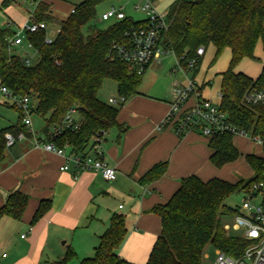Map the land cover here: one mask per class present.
Listing matches in <instances>:
<instances>
[{"label":"trees","instance_id":"1","mask_svg":"<svg viewBox=\"0 0 264 264\" xmlns=\"http://www.w3.org/2000/svg\"><path fill=\"white\" fill-rule=\"evenodd\" d=\"M112 0H82L64 21L48 15L49 6L40 2L33 19L36 22L57 24L56 38L47 42L46 31L28 34L36 63L26 65L24 59L11 52L9 39L15 33L0 26V86L14 97L36 99L33 111L45 121L43 134L47 142L60 149L70 148L72 154H84L95 135L105 136L114 129L122 133L126 127L118 122L119 107L98 99L105 83L113 82L120 97L126 101L139 94L143 74L134 65L114 54V47L127 44L126 33L132 28L145 26L147 21L127 17L115 21L105 30L92 25L97 7ZM12 0H5L2 8ZM167 30L162 33L160 45L175 54L187 69L188 60L197 58V50L213 46L216 59L225 50L231 51L230 66L220 74V109L228 121L252 136L264 137V105H252L246 94L264 89V60L259 76L252 78L235 68L243 60H255L259 41L264 44V0H175L166 14ZM87 27V35L84 28ZM198 63L194 71L197 69ZM201 91V88H199ZM78 110V128H63V121L72 108ZM20 113L18 123L0 131V162L6 151V134L30 136ZM214 152L213 165L221 169L236 162L240 153L234 146V137L215 134L209 139ZM246 161L254 178L246 184L213 178L208 182L196 176L189 177L164 205L153 212L162 220V230L147 264H202L208 247L239 257L248 246L241 236H232L224 230L222 219L235 215L237 207L226 205L227 199L240 190L247 191L255 183L264 182V158L247 155ZM167 164L154 166L141 180L152 183L166 172ZM28 198L13 193L0 207L3 218L20 221L27 208ZM51 208L45 201L36 211L35 225ZM127 228L122 215H113L108 230L100 237L94 255L79 264H133L119 256L126 239ZM77 258L68 248L63 259L52 264H70Z\"/></svg>","mask_w":264,"mask_h":264},{"label":"crops","instance_id":"2","mask_svg":"<svg viewBox=\"0 0 264 264\" xmlns=\"http://www.w3.org/2000/svg\"><path fill=\"white\" fill-rule=\"evenodd\" d=\"M4 1L0 0V11L10 22L0 20V26L17 34L14 25L21 30L29 23L26 18L16 14V0L2 8ZM54 1L40 2L49 6L48 15L58 21L66 20L73 12L74 5L68 9L67 16L59 20L53 14ZM34 12L30 14L32 23L35 21ZM13 48L19 47L11 48L13 54L19 55ZM26 56L29 57L27 52L22 58ZM34 57L36 59L35 52ZM161 58L147 70L163 69ZM172 72L181 73L174 70ZM197 72L198 69L194 71L193 80ZM182 75L186 77L185 82L176 81L166 89H157L155 86L145 91L139 88L138 95L119 107L117 119L126 130L124 133L118 129L111 130L101 143L104 161L117 172V178L113 182L106 181L98 172H83L75 177L72 171H61L66 158L42 148L47 139L43 133L35 131L36 126L31 120V135H23L13 146L6 147L5 156L0 162V207L15 192L28 198L27 208L20 221L3 218L0 222V264H52L63 259L68 248L73 249L77 257L82 253L94 254L113 215L124 216L127 228L119 256L133 264H147L162 230V220L153 209L168 203L183 180L196 176L204 182L218 178L236 183L224 178L221 175L222 168L218 169L213 165L214 152L209 147L208 138L198 132L180 136L171 126L160 128L169 111L173 86L185 85L188 81L187 75ZM207 85L205 81L201 86L197 85L201 88L204 99ZM114 87L117 90L116 85ZM219 97L221 98L220 93ZM110 98H119L118 92L117 96H110L105 103L109 104ZM193 103L191 100L187 106ZM31 109L32 115L36 108L31 105ZM0 110L2 114L6 109L0 107ZM3 115L5 114L0 116V131L16 125ZM244 142L252 144L248 139L234 137V146L239 151L240 158H244L248 165L246 156L255 155L251 150L254 146L250 145L251 149L247 150L237 144ZM257 148L256 156L264 158V153L261 154L260 148ZM70 153V148H67L66 156ZM236 162L226 167L233 166ZM162 163L167 164L164 175L152 183L142 184V178L154 166ZM45 201L51 203L50 210L32 225L36 211ZM4 254L6 257L2 258Z\"/></svg>","mask_w":264,"mask_h":264},{"label":"built area","instance_id":"3","mask_svg":"<svg viewBox=\"0 0 264 264\" xmlns=\"http://www.w3.org/2000/svg\"><path fill=\"white\" fill-rule=\"evenodd\" d=\"M144 6L136 7L146 13L147 24L130 29L126 33L127 44L114 47V54L123 61L134 65L138 74H143L147 69L169 50H165L160 45L162 33L167 30L166 15H159L154 0H144ZM126 18L122 10L111 8L101 16V21L111 20L121 21ZM143 21V20H142ZM40 30H47V25L43 22L34 21L32 24L25 25L21 32L26 31V35L21 32L9 39L11 47H21L27 45V48L33 49V46L27 40L28 34H34ZM52 40L47 39V42ZM205 54L204 47L197 50V58L188 60L187 69H185L180 60L176 57V67L174 72L179 71L187 75L188 71L196 68L198 59ZM26 65L32 64V58L26 56L23 58ZM1 91L9 98L16 100V107L23 115V124L31 131V99L28 96L14 97L6 87H1ZM171 103L169 111L160 125V128L171 126L177 135H184L189 132H198L202 136L211 139L215 134H229L233 137L248 139L253 145L259 147L264 152V137L252 136L246 131L237 128L228 121L227 114L220 107L214 105L210 100L202 98V93L194 80H188L185 85L176 84L172 88ZM245 99L252 105H264V89L253 91L246 94ZM193 100L190 106L187 104ZM126 102L124 97L110 98L109 104L120 107ZM78 110L76 107L70 109L63 121V128H78ZM23 134L13 136L6 134V146H13L18 140L23 138ZM103 136L95 135L91 139L90 148L84 154H72L66 156V149H60L55 145L46 142L42 148L47 152L66 158L65 164L60 168L61 171H72L74 176L83 172H98L108 181L113 182L117 178L115 168L110 167L103 159L101 150ZM39 146V145H38ZM246 198L242 205L237 208L234 215L235 221L232 228L241 231V236L248 242V246L239 257H233L225 252L216 249V259L214 264H264V182L255 183L246 191ZM260 197L259 204L254 203V199ZM229 226H224L228 233ZM229 234V233H228ZM25 238V236H22ZM6 255H2L5 258ZM206 253L203 259H206Z\"/></svg>","mask_w":264,"mask_h":264},{"label":"rangeland","instance_id":"4","mask_svg":"<svg viewBox=\"0 0 264 264\" xmlns=\"http://www.w3.org/2000/svg\"><path fill=\"white\" fill-rule=\"evenodd\" d=\"M17 3L14 5V10L16 14H18L21 18H26L27 22L32 24V20L30 19V14H32L37 6V4L41 0H16ZM82 2V0H55V8L53 9V14L56 18L61 20L65 16H67V11L70 8L71 5L77 6ZM175 2V0H154L155 6L157 7V11L159 15H166L167 12L170 10L171 5ZM145 1L144 0H112L105 2L101 5H99L96 9L97 16L96 20L93 22L92 25H95L99 30H105L109 27L110 24H112L114 21H108L103 22L101 21V16L103 13L107 12L111 8H115L117 10H122L127 17L132 18L134 21H142L147 19L146 13L142 12L141 10H137L136 7H142L144 6ZM0 20L5 22H10L7 16L0 11ZM56 20V19H55ZM14 27L17 29V33L21 32V30L14 25ZM58 32V26L57 24H47V39L54 40L57 36ZM84 33L87 35V27L84 28ZM21 34L26 35V31L21 32ZM15 52H17L21 58L24 56V53H28L29 57L32 58V64L36 63V59L34 57V50L27 48V45L25 44L23 48L19 47L13 48ZM255 60H243L236 68V72H242L250 77L257 78L261 72L262 63L264 60V44L263 41H259L256 47L255 51ZM175 54L172 52H169L166 56H162L160 62L163 69H150L145 72L143 75L141 86L140 88L149 91L153 89L155 86L157 89H161L166 87L168 88V85L170 86L176 82L181 81L185 82L186 77H184L183 73H176L174 74L172 70L175 69ZM231 61V51L225 50L222 55L216 59V50L213 46H210L206 50V54L204 58L201 61V64L197 67L198 72L194 78V81L197 85H202V83L205 81L208 85L204 89V97L206 99H209L212 101V103L216 106H220L221 100L219 97L220 93V83H221V76L220 74L227 71L230 66ZM193 71V70H192ZM194 71L188 73L187 77L188 80H193L194 77ZM105 84V86L100 90V92L97 94L98 99L107 102L108 98L110 96H117V90L115 89V84L113 82L108 81ZM112 85V86H111ZM16 100L13 98L7 97L0 88V105H8V106H0L5 107V111L2 114H5L3 116H6L11 121H14V124H17L20 113L18 108L15 105ZM31 105L33 108H36L37 100L32 99ZM1 110H0V116H2ZM31 120L33 121V125L36 126L35 131L42 134V130L45 126V123L43 119L38 116L35 112L31 115ZM238 139V138H237ZM238 146L242 149H251L250 145L246 142L237 143ZM254 148H252L253 154H257L258 148L257 146L253 145ZM260 153L263 154V150L259 149ZM258 156V155H257ZM221 175L224 178H228L229 180H232L233 182H240L247 183L250 180L254 178V175L252 171L250 170L249 166L246 164L244 158H240L233 166L229 167H223ZM247 194L245 190H240L230 196L227 201L226 205L235 208L240 207L246 198ZM260 197H257L254 199L255 204H259ZM235 221L234 215H228L223 217L222 224L224 226H229L231 229L228 231V233L232 236H239L241 234V231H236L232 228ZM206 259H203L202 264H214V261L216 259V249L212 247H208L206 249ZM94 254L86 255L84 253L79 254L77 259L72 261L70 264H78L79 260H82L84 258H90ZM204 257V255H203ZM46 264V263H41Z\"/></svg>","mask_w":264,"mask_h":264}]
</instances>
